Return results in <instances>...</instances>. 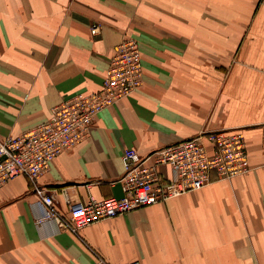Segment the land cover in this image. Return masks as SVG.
I'll list each match as a JSON object with an SVG mask.
<instances>
[{
  "label": "crops",
  "instance_id": "obj_1",
  "mask_svg": "<svg viewBox=\"0 0 264 264\" xmlns=\"http://www.w3.org/2000/svg\"><path fill=\"white\" fill-rule=\"evenodd\" d=\"M125 38L142 83L38 178L57 211L120 196L125 148L146 155L203 130H240L249 171L75 233L37 223L39 196L16 176L0 186V264H264V0H0V138L98 90Z\"/></svg>",
  "mask_w": 264,
  "mask_h": 264
},
{
  "label": "built area",
  "instance_id": "obj_2",
  "mask_svg": "<svg viewBox=\"0 0 264 264\" xmlns=\"http://www.w3.org/2000/svg\"><path fill=\"white\" fill-rule=\"evenodd\" d=\"M95 32L93 27L91 33ZM142 80L138 42L125 38L110 58L98 90L77 93L52 107L48 118L33 128L0 139V186L26 176L43 206L37 223L52 219L59 228L75 233L91 223L200 189L214 178L231 179L249 171L246 140L240 130H203L146 155L125 148L119 178L122 194L100 199L90 196L85 202L71 203L68 217L60 214L54 197L37 185L38 178L59 154L85 139L101 110L130 95ZM165 165L170 167V178L161 170ZM92 264L109 263L97 256Z\"/></svg>",
  "mask_w": 264,
  "mask_h": 264
},
{
  "label": "rangeland",
  "instance_id": "obj_3",
  "mask_svg": "<svg viewBox=\"0 0 264 264\" xmlns=\"http://www.w3.org/2000/svg\"><path fill=\"white\" fill-rule=\"evenodd\" d=\"M8 136H10V135H8ZM4 137H6V136H4ZM4 137H1L0 139H2V138H4Z\"/></svg>",
  "mask_w": 264,
  "mask_h": 264
}]
</instances>
